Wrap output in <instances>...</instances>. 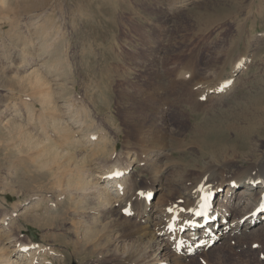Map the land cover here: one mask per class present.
<instances>
[{
    "label": "rangeland",
    "instance_id": "1",
    "mask_svg": "<svg viewBox=\"0 0 264 264\" xmlns=\"http://www.w3.org/2000/svg\"><path fill=\"white\" fill-rule=\"evenodd\" d=\"M241 58L245 65L233 74L232 91L222 101L207 102V107L190 115L184 107L178 111L179 122L173 113L156 112L158 122L165 119L169 129L181 130L159 149V155L126 143L128 115L119 112L129 106L125 99L129 90L153 86L162 71L170 85L175 76L168 73L185 65L204 72L210 60L220 62L217 76L222 69L230 74L231 61ZM72 114L84 121L83 129L107 135L110 145L85 144L83 133L76 132L80 127L70 122ZM196 132L199 137L194 140ZM47 140L59 149L46 150ZM39 141L44 146H37ZM112 146L121 160L132 161L136 206L143 202L141 191L150 189L153 195L147 216L128 217L152 227L166 221L167 205H182L212 163L211 156L228 166L227 174L262 166L264 0H0V217L25 211L11 226L19 242L40 246L35 263L117 264L105 262L101 246L93 250L85 244L83 224L90 218L88 207L95 206L79 200L76 207L64 190L68 173H84L85 181L99 158L107 160L103 153ZM57 176L60 186L54 184ZM223 188L212 199L216 212L228 217V227L222 226L219 233L218 223L213 225L220 236L211 248H199L191 255L185 249L176 252L177 243L184 244L181 238L189 235L185 231L178 238L175 233L161 236L141 256H157L161 264H264V231L245 237L240 236L241 229L236 232L240 218L221 209L227 186ZM128 194H134L132 187ZM249 203L237 197L233 207L244 210ZM115 218L112 225L127 217L124 212ZM98 237V243L105 241ZM173 237L180 241L175 244ZM108 240L109 246L115 244L111 237ZM8 246H0L2 259L9 254Z\"/></svg>",
    "mask_w": 264,
    "mask_h": 264
},
{
    "label": "bare ground",
    "instance_id": "2",
    "mask_svg": "<svg viewBox=\"0 0 264 264\" xmlns=\"http://www.w3.org/2000/svg\"><path fill=\"white\" fill-rule=\"evenodd\" d=\"M220 57H222V55ZM243 59L241 58L236 62L229 59L231 63L234 62L233 66L230 68L232 69L230 74H225L223 69L218 76L215 74L218 64L220 65L218 58V60H210L207 64L208 66L204 68V72H199L197 66L194 67L192 65H185L186 67L178 71L168 73L170 76H175L174 82H169L170 85H166L164 80L165 75L162 71L161 80H157L156 83H153V86L147 85V89H141L138 92L129 90L126 93L128 98L124 97L127 102H130L129 106L126 108V110L123 108L122 111L119 112L120 115L123 113L124 117L128 115L126 117V123L129 125V136H126V143H134L136 146L140 147L142 151H149V154L155 153L154 155H159V149L163 148L167 141L176 138L175 136H177L181 130L173 128L169 129V126H167V123L164 121L165 119H160L158 122L156 119L157 116L155 117L156 112H161L160 115L162 116H168L169 112L170 115L173 113V117L176 116V122H179L181 121V114H178V111L184 107L189 108L185 109L188 110V114L190 115L195 111L199 112V109L201 110V108L205 107L207 102L212 100L222 101L224 97L230 94L232 91V87L234 85V81L232 79L233 74L240 68L244 67L245 64L242 63ZM157 73L158 72L156 71V76ZM203 75H206V77L202 79ZM201 95L206 99H197V97ZM170 98H173V101L175 100V102L167 103V100ZM76 115H71L70 122L73 123L74 126L76 124L77 127H80V130H76V132L80 131V133H83L80 137L84 138L86 142L85 144H88V146L91 147H101L102 144L105 146L107 144L110 145L111 140H109L107 135L100 134V130L88 131L87 129H83L86 124H84V121L82 122L81 119H79V116L78 119H76ZM160 122H162L163 125L160 124ZM9 125L7 126L10 127L11 125ZM72 127L69 128L71 129ZM69 128L68 130L70 131ZM184 129L186 128H183V130ZM72 130V132H74L75 129ZM84 130L86 132H84ZM193 131L195 132L197 130H192V132ZM198 133L193 136L194 140L195 138L197 139L199 137ZM37 143H39L37 146H44L42 141ZM54 144L50 145L49 140H47L45 141L44 147L46 150L48 148L55 147L59 149L58 147L60 146H57L56 143ZM71 144H68V146ZM64 145H62L63 148ZM198 146L203 150V153L206 152L203 145L198 144ZM116 150V146H112L110 152H104L103 157L107 156V160L104 162L103 158H99L95 162L94 168H91V170L87 172L88 177L85 181L81 179L84 173L76 175L78 171L74 173V170L72 172L73 175L68 173L64 187V190L66 191L65 193H67L69 197L72 198V202L76 207H79L80 205L79 200H83L84 202L87 201L89 204L95 206L88 207L87 209V213L89 214L88 217L90 216V218H88L89 220L83 224V227L85 228L84 240L86 246L90 245L93 250L95 249L96 245L101 246L100 253L103 255L104 260H106L105 262H116L117 264H161V262H159L160 259H158L157 256H141L142 251L144 249H151V247H154L155 244L157 245L161 236L165 234L169 235L172 228L176 230L174 232L176 238L180 236V233L185 231H188L189 235L197 233V229L194 230L190 227H186V223L182 222V218H186L187 220H193L195 218L196 221L200 223L203 222V217L197 216L196 214L194 215L193 211H189V209L195 208L198 205L200 197L203 193L208 196V208L206 209V212L209 213L208 219H210V221L212 220V222L207 224L206 231L207 228H210L212 229V234H215V236H220L219 233L222 231V226L226 228L228 227V223L225 224L224 222L228 219V217H226V215H222V213L219 214V211L215 212L218 209L214 206L213 202L215 196H212L214 192L220 190L223 192L225 190L223 187L226 186V197L225 200H222L221 209H225L224 214L228 213V216L237 214L238 218H240L239 222L234 226V228H236V232L237 230L238 232H241L242 230V235L240 236L245 237L253 231H264V212L263 217L260 215L258 217L256 216V211L261 205L262 199L264 198V164L262 166L249 165L244 167L242 170L236 171L234 174H227L225 173V170L228 166L223 167L218 163L216 155H210L213 161L211 164H207V166L206 164L204 165L206 166L204 174L199 183H197L195 186L196 188L189 190V192L184 197L182 205H173L174 203L167 205L165 209H163L166 211V214H164L166 221L160 226L152 227L151 225L145 223H137L135 220H132L130 217H128V214H134L136 216H142L146 214L147 216L149 208L147 201L148 199L145 196L142 204L138 207L136 206L134 195L136 192L137 183L131 179L130 174L132 169V161H129L130 158L128 159V162L121 160V154H114V151ZM109 159L111 160V162L109 161L111 164L106 163ZM65 164L67 165V163ZM65 164L64 167L66 166ZM61 168L62 167H60V169ZM71 171L69 172L71 173ZM117 173H123V175L117 176ZM258 181H260L259 185L256 184ZM56 183L59 184L58 186L61 184V178L58 176L56 177L54 184ZM128 187H132L134 194H128L127 196L125 195ZM239 188L241 189L240 194L239 192L237 193ZM150 191V189H147L146 194L150 193ZM237 197L239 201L247 198L251 202L246 208L247 210H238L237 207H233V200ZM203 204L204 200L201 201L200 205L202 206ZM212 206H214V209L216 208V210L211 212L213 209ZM93 208H96V211H94ZM169 208L173 209V211H171L172 214H170L168 211ZM181 209H183V211H181ZM136 210H138V212L133 213ZM124 212L127 217L125 219L126 221H117L112 225L111 220H117L115 215L119 216ZM23 213H5L0 217V246L6 247L7 244L10 245L7 247V252L9 253L8 256L4 259H2L3 257H0V264H43L42 260H38L35 263V255L38 252V248L40 246L36 245L35 243L25 244L24 242H19L17 237L14 235L15 226L13 227L11 224L15 219L21 217ZM221 216L222 220L220 218ZM215 223H218L219 227L217 228V231L219 233L215 231V227L213 226ZM12 225H14V223ZM99 235H101L105 241L102 240L100 243H98L97 239H99ZM189 235L187 238L192 236ZM110 237L115 240V244L112 246L108 245L110 243L108 238ZM213 239L214 238H212L211 234L209 233L201 234V240L206 244L208 243V247L210 246L209 244L211 241H213ZM201 240L200 242H202ZM183 245L184 244L177 243L179 248H181ZM156 251H160V247H157Z\"/></svg>",
    "mask_w": 264,
    "mask_h": 264
},
{
    "label": "snow or ice",
    "instance_id": "3",
    "mask_svg": "<svg viewBox=\"0 0 264 264\" xmlns=\"http://www.w3.org/2000/svg\"><path fill=\"white\" fill-rule=\"evenodd\" d=\"M201 98H204V97H202V95L197 97V99H201ZM204 99H206V98H204ZM117 175H123V173H117ZM139 195L141 197H145L146 196L147 199H151L152 198L150 193L146 194L144 192H141ZM201 207L203 209H207L208 208L207 197H204V204ZM168 211L171 212V211H173V209L169 208ZM181 211H183V209H181ZM189 211H192V210L189 209ZM195 214L196 215H204L205 213L203 211H197Z\"/></svg>",
    "mask_w": 264,
    "mask_h": 264
}]
</instances>
